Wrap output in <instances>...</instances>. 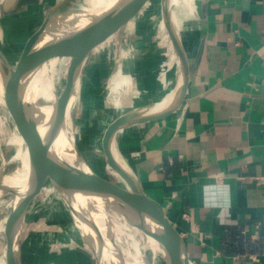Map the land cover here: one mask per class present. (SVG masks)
Here are the masks:
<instances>
[{"label": "crops", "instance_id": "1", "mask_svg": "<svg viewBox=\"0 0 264 264\" xmlns=\"http://www.w3.org/2000/svg\"><path fill=\"white\" fill-rule=\"evenodd\" d=\"M188 3L174 4L195 64L185 97L161 119L120 129L115 151L175 220L193 264H264V0ZM164 54L158 72L168 82L175 68L174 84L154 103L180 79Z\"/></svg>", "mask_w": 264, "mask_h": 264}, {"label": "rangeland", "instance_id": "2", "mask_svg": "<svg viewBox=\"0 0 264 264\" xmlns=\"http://www.w3.org/2000/svg\"><path fill=\"white\" fill-rule=\"evenodd\" d=\"M59 1L62 4L54 13L80 11L90 6L92 0H21L7 14L0 9V50L10 64L16 61L25 40L38 28L47 11ZM145 10L146 13L137 25L124 31L119 51V41L112 39L89 56L80 76L78 96L69 108L70 129L81 155L100 176L117 184H123V181L106 164L101 150V137L106 125L123 110L152 105L169 92L174 84L171 78L175 68L167 75L169 83L161 80L162 74L158 72L161 64L164 67L169 60L170 54L164 53H174L165 26L159 25L162 19L160 0H150ZM123 12L124 7L108 20L120 17ZM51 43H59V38ZM116 53L119 62L114 71ZM59 58L62 59L54 57L46 61L53 68V86L57 96L67 68V63L60 65L56 72ZM32 78L39 84L37 73ZM137 91L139 94H136ZM157 91L163 93L159 98ZM30 92L38 104L33 84ZM26 132H29L28 128ZM19 142L11 135L0 105V174L14 173L21 166L17 159L22 151ZM14 143L18 144V149ZM13 187L17 189L18 186ZM14 193L15 190L1 194L0 224L5 223L13 208L9 202L14 198ZM61 201L55 188L46 183L25 216L19 240L20 264H96L94 255L82 239L76 218ZM118 221L127 235V238L122 237L119 242L116 241L122 255L128 258V252L136 254L137 246L142 252L138 257L140 260L148 264H163L160 258L152 256L141 234L136 233L122 218ZM0 264H6L1 248Z\"/></svg>", "mask_w": 264, "mask_h": 264}, {"label": "water", "instance_id": "3", "mask_svg": "<svg viewBox=\"0 0 264 264\" xmlns=\"http://www.w3.org/2000/svg\"><path fill=\"white\" fill-rule=\"evenodd\" d=\"M17 1L2 0L1 9L3 12H7L15 6ZM149 1L131 0L123 14L116 19L106 20L89 27L84 32L66 38L59 43L38 45L37 40L44 33L50 21V15L62 4V1H59L47 11L38 28L25 40L13 64L9 63L0 50V64L3 73V80L0 86L1 107L11 135L14 133L19 136L21 147L26 150L28 156L23 199L15 212H13L11 207L7 222L1 233L0 248L6 264H20L19 240L25 216L43 191L46 183H50L55 188L72 212H79L98 206L127 212H145L151 218L154 228L166 245L168 258L162 257V263L193 264L187 241L166 207L143 190L138 178L135 179L130 172L115 160L111 150V139L115 138V134L120 129L161 119L178 109L185 97L195 64L190 67L186 51L175 32L171 21V7L168 0H161V15L172 50L178 59L181 85L174 99L161 110L156 112H148L147 109L141 108L127 110L114 117L104 129L101 137V150L105 162L119 174L123 184H117L102 177V179L110 182L111 185H93L87 188L60 187L57 185L55 171L59 164L60 156L56 154L46 160L41 157L37 152L36 145L23 127L18 108L17 98L23 78L51 58H65L67 60V68L63 85L54 103L53 122L57 134L60 135V138L66 144L69 134L67 111L72 103L71 95L75 79L79 80L83 67L93 52L97 51L105 43H109L112 39L118 42L127 28H133L137 25L138 21L146 13L145 6ZM200 51L201 48H199L195 62L199 59ZM14 144L18 149V144ZM61 147L64 148V146ZM98 178L100 177L98 176ZM11 249H15L16 252L11 254ZM93 255L97 262V255L94 252Z\"/></svg>", "mask_w": 264, "mask_h": 264}, {"label": "bare ground", "instance_id": "4", "mask_svg": "<svg viewBox=\"0 0 264 264\" xmlns=\"http://www.w3.org/2000/svg\"><path fill=\"white\" fill-rule=\"evenodd\" d=\"M130 1L131 0H92L90 6L84 7L80 11H63V13L52 12V14L50 15V21L47 27L45 28L44 33L40 35L39 39L37 40V44L41 45L44 43H51L55 38H59V42H61L66 38L84 32L85 30L89 29V27L95 26L108 20L110 16L117 12L120 8L124 7L125 11ZM168 1L171 7V21L175 32L177 33L178 26L181 20L179 18V15L177 14L176 9L174 8V4H179L181 2L187 4L189 0ZM159 25L164 27L162 19L159 20ZM120 42L121 39H119L118 42V51L120 49ZM117 56L114 71H116V68L118 66L117 64L119 62V56ZM172 56L177 58L175 53H173ZM66 63L67 60L65 58H59L56 66V72L59 71L60 65H64ZM36 73L39 78V84L37 83L36 79L32 78L33 75H35ZM179 78L180 79L179 83L176 86V91L172 96H170V98H167L166 100L160 101L158 103H154L150 106H137L128 110L137 108L147 109L148 112H156L158 110H161L174 99L180 88V70ZM2 80L3 73L1 71L0 64V86ZM31 84L34 85L35 90L37 92L38 104H36L35 98L33 97L32 92H30ZM79 85L80 78L79 80H77L76 78L73 83L71 101L75 99L79 89ZM57 98L58 96L53 86V68L52 65L49 66L46 61L43 62L35 70L29 72L23 78L17 98L19 113L23 127L25 128V130L26 128L29 129V132L27 133H29V137L36 145L37 152L45 160L50 159L56 154L60 156V161L55 171V180L57 185H59L60 187L74 188H87L93 185H111L110 182H107L106 180L102 179V176H100L81 155L74 134L70 129V123L68 120L70 107L67 111V120L69 124L68 141H66L67 143L65 144L63 139L60 138V135L57 134L55 124L53 122V108ZM1 104L2 96L0 92V105ZM125 111L127 110L121 111L117 115ZM13 136L15 139L20 141L19 148H21L22 151L17 157V159L18 161H20L21 166L14 173L0 174V197L4 191L15 190L14 198L11 200V202H9V204L13 205L12 209L13 212H15L19 207L24 196V186L28 168V156L26 150L21 147V140L19 136L14 133ZM61 146H64V148ZM111 150L113 152L115 160L124 169L130 172V174H132L135 179H137V176L133 173V171H131L125 164H123L119 159L118 155L116 154L114 138L111 139ZM98 176L100 178H98ZM13 186L18 187L16 189ZM60 199L62 200L61 197ZM61 202L65 204L63 200ZM69 212H71L76 218V222L81 232L83 241L86 244L88 243L87 246H90L88 247L90 248L92 254L94 252L97 255L96 264H148L144 262V260L142 261L140 260V258H138L142 252L137 246H135L137 250L136 254L128 252L126 254L128 258L125 255H122L123 253L119 251V246L117 247L116 241L118 240L119 242L120 238L122 237L127 238L124 228L118 221L119 218H122L124 221H126L128 226H132L136 233L141 234L146 245L151 250L153 254L152 256L160 259L162 257L165 259L168 258V251L166 245L158 231L154 228L151 218L145 212H127L123 210L108 208L105 206H98L91 209H85L79 212H72L71 210H69ZM110 212H112L113 215H111ZM6 222L7 219L5 223L0 224V232H2ZM15 252L16 251L14 249L12 250L11 254H14Z\"/></svg>", "mask_w": 264, "mask_h": 264}]
</instances>
